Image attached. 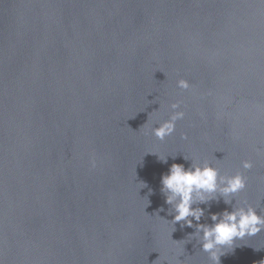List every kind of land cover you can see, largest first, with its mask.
<instances>
[{"label": "water", "instance_id": "obj_1", "mask_svg": "<svg viewBox=\"0 0 264 264\" xmlns=\"http://www.w3.org/2000/svg\"><path fill=\"white\" fill-rule=\"evenodd\" d=\"M183 156L264 215V0H0V264H211L160 193ZM220 264H264V231Z\"/></svg>", "mask_w": 264, "mask_h": 264}, {"label": "clouds", "instance_id": "obj_2", "mask_svg": "<svg viewBox=\"0 0 264 264\" xmlns=\"http://www.w3.org/2000/svg\"><path fill=\"white\" fill-rule=\"evenodd\" d=\"M177 87L187 91L191 85L187 80L180 79L177 81ZM179 107L180 102L172 103L170 108L173 114L169 119L151 128V134L157 140L163 141L165 137L173 134L176 121L184 117L183 111H176ZM145 125L147 122L141 128H145V134H147L148 129ZM181 139H187V137L182 135ZM149 153L156 155L161 163H167L170 156ZM171 158L175 159L176 156H171ZM183 159L190 160L185 156ZM190 161L191 164L187 169L183 164H171L168 173L160 178V193L164 197V203L169 206L167 215L172 216V220L167 221L172 226V232L175 231L176 224H180L181 227L194 228L195 231L185 240L189 243L194 239L200 245V250L208 255L211 264H220V257L233 249L234 241L253 237L264 231V215H258L257 208L246 200H234V197L243 192L247 186V177L242 173L236 172L230 176L221 175L218 169L207 161L203 163ZM89 164L91 168H95V159H90ZM241 167L248 171L252 169L253 163L250 160H244L241 162ZM139 185V189L148 187L144 182ZM150 195H152L151 189L148 191V196ZM146 199L147 207L150 201L147 196ZM221 199L225 205H231L232 210L225 209L220 213L209 214L208 218L212 221L210 225L199 223L206 209L198 205H209ZM233 201H235L234 204ZM162 211H164L163 208L157 209L154 214L166 220L159 216V212ZM193 221L196 223L193 224ZM159 259L160 257L157 260Z\"/></svg>", "mask_w": 264, "mask_h": 264}]
</instances>
